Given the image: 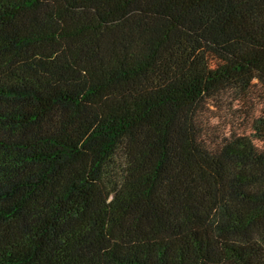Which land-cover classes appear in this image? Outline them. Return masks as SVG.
<instances>
[{
  "label": "trees",
  "instance_id": "16d2710c",
  "mask_svg": "<svg viewBox=\"0 0 264 264\" xmlns=\"http://www.w3.org/2000/svg\"><path fill=\"white\" fill-rule=\"evenodd\" d=\"M0 264H264V0H0Z\"/></svg>",
  "mask_w": 264,
  "mask_h": 264
}]
</instances>
